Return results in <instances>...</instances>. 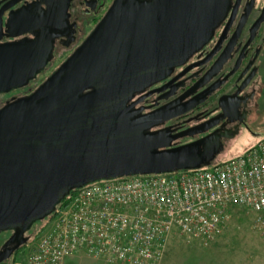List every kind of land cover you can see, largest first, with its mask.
Segmentation results:
<instances>
[{
    "label": "water",
    "instance_id": "95a60500",
    "mask_svg": "<svg viewBox=\"0 0 264 264\" xmlns=\"http://www.w3.org/2000/svg\"><path fill=\"white\" fill-rule=\"evenodd\" d=\"M227 0H120L86 40L29 95L0 108V264L28 242L32 224L56 210L71 190L136 174H161L210 166L223 150L216 131L153 130L201 103L189 93L142 113L130 101L185 62L223 18ZM229 43L208 72L218 73ZM49 43L0 45V92L26 85L47 62ZM207 72V73H208ZM223 82V81H222ZM221 82V83H222ZM168 88L163 86L155 91ZM172 93H168V96ZM167 97V96H166ZM226 96L219 98L224 108Z\"/></svg>",
    "mask_w": 264,
    "mask_h": 264
},
{
    "label": "built area",
    "instance_id": "2783aa9c",
    "mask_svg": "<svg viewBox=\"0 0 264 264\" xmlns=\"http://www.w3.org/2000/svg\"><path fill=\"white\" fill-rule=\"evenodd\" d=\"M230 206L264 212V136L243 154L207 167L76 188L34 245L1 264H63L79 251L102 264H160L171 231L207 244L222 231Z\"/></svg>",
    "mask_w": 264,
    "mask_h": 264
},
{
    "label": "flooded vegetation",
    "instance_id": "af4514ba",
    "mask_svg": "<svg viewBox=\"0 0 264 264\" xmlns=\"http://www.w3.org/2000/svg\"><path fill=\"white\" fill-rule=\"evenodd\" d=\"M118 1L0 0V45L32 41L39 37L49 43L47 62L43 68L26 85L0 92V108L11 98L26 96L34 91L86 40ZM133 1L143 3L150 0ZM228 43L225 52L227 60L222 68L216 74L212 73L216 70L214 68L211 73L208 72ZM58 59L60 61L56 63ZM44 73L46 75L42 77ZM215 83L218 86L214 92L203 96L208 87ZM166 85L168 88L165 90L155 91ZM263 87L264 0H227L225 14L213 28L208 40L190 54L184 63L173 67L168 76L135 93L130 101L149 93L134 106L144 107L142 113H145L185 93L189 95L183 101L205 97L194 108L153 130L168 127L175 133L217 122L200 134L173 143L183 144L214 131L219 135L234 133L231 138L220 137L223 144L221 154L227 141L258 119ZM168 93L172 95L168 96ZM221 96H226L223 103L225 112L219 105ZM17 250L2 263L12 260Z\"/></svg>",
    "mask_w": 264,
    "mask_h": 264
},
{
    "label": "rangeland",
    "instance_id": "374dc122",
    "mask_svg": "<svg viewBox=\"0 0 264 264\" xmlns=\"http://www.w3.org/2000/svg\"><path fill=\"white\" fill-rule=\"evenodd\" d=\"M61 59V58H60ZM60 60H56V63ZM46 74L44 73L42 77ZM41 77V78H42ZM264 136V87L259 100V116L248 128L226 142L224 151L217 156L222 162L243 154ZM264 212H255L244 206H230L222 231L209 243L171 231L166 239L160 264H264ZM41 221H36L26 232L29 243L19 248L15 257L28 251L42 233ZM10 231H0V247ZM63 264H102L79 251L64 260Z\"/></svg>",
    "mask_w": 264,
    "mask_h": 264
},
{
    "label": "trees",
    "instance_id": "16d2710c",
    "mask_svg": "<svg viewBox=\"0 0 264 264\" xmlns=\"http://www.w3.org/2000/svg\"><path fill=\"white\" fill-rule=\"evenodd\" d=\"M74 190V189H73ZM71 190L70 193L73 191ZM70 193L62 200L60 201V203L57 204V207L61 206V205H64L67 201H68V196L70 195ZM51 217V214L50 215H47L44 219L42 220H38V221H41L42 222V225H41V228L40 230H43L45 225L47 224L48 220L50 219ZM37 221V222H38Z\"/></svg>",
    "mask_w": 264,
    "mask_h": 264
}]
</instances>
